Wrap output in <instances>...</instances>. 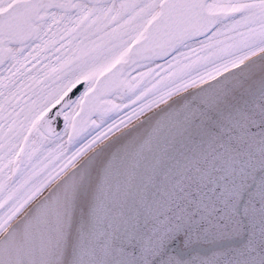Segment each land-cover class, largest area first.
<instances>
[{
    "label": "snow or ice",
    "instance_id": "1",
    "mask_svg": "<svg viewBox=\"0 0 264 264\" xmlns=\"http://www.w3.org/2000/svg\"><path fill=\"white\" fill-rule=\"evenodd\" d=\"M0 264H264V0H0Z\"/></svg>",
    "mask_w": 264,
    "mask_h": 264
}]
</instances>
